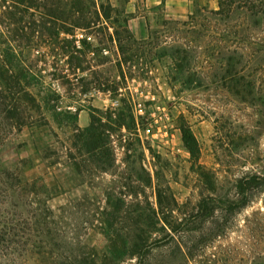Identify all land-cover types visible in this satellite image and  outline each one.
Returning <instances> with one entry per match:
<instances>
[{
  "label": "rangeland",
  "instance_id": "374dc122",
  "mask_svg": "<svg viewBox=\"0 0 264 264\" xmlns=\"http://www.w3.org/2000/svg\"><path fill=\"white\" fill-rule=\"evenodd\" d=\"M92 1L119 9V19L128 13V29L138 40L151 35L149 43L119 70L121 56L109 37L113 12L108 20L101 17L89 28L75 29L78 42L88 44L81 52L82 69L67 62L62 43L46 44L36 37L38 42L29 47L16 46L28 70L23 82L40 112H34L32 125L13 131L0 144V169L49 187V203L68 234L103 250L115 228L113 233H124L117 224L108 234L101 229L104 191L124 190L130 176L142 179L143 165L152 176L145 195L154 201L156 182L169 185L178 204L176 214L195 212L201 196L220 201L210 223L195 225L201 227L204 241L195 258L167 244L160 254L163 264H264V183L240 211L226 208L224 201L232 199L242 175L264 178V13L249 9L256 0H239V11L225 20L210 14L219 8V0ZM199 10L195 28L201 34L190 18ZM11 36L0 25V42L14 43ZM178 44L188 48V63L195 72L190 83L175 81L171 59L157 55L160 47ZM228 53L239 59L238 65H231L239 74L232 81L220 63ZM116 86H122L119 93H114ZM122 99L131 108L135 126L130 131L113 126L110 131L115 165L101 171L90 163L92 168L79 173L68 158L69 150L75 151L74 134L89 125L90 107L113 110ZM181 126L196 140V158L183 141Z\"/></svg>",
  "mask_w": 264,
  "mask_h": 264
},
{
  "label": "trees",
  "instance_id": "16d2710c",
  "mask_svg": "<svg viewBox=\"0 0 264 264\" xmlns=\"http://www.w3.org/2000/svg\"><path fill=\"white\" fill-rule=\"evenodd\" d=\"M218 7L210 14L214 19L225 20L239 11V0H219ZM249 9L264 13V0L252 2ZM113 12L115 26L109 37L116 42L121 56L117 66L121 70V66L151 39V35L148 40L134 37L127 27L128 13L119 19L118 15L122 14L119 9L105 3L97 6L92 0H0V25L9 29L12 33L9 41L14 42H0V144L13 131L32 125L34 112H40L39 103L23 82L28 70L18 58L16 46L29 47L38 42L36 37L46 44L62 43L67 62H76V68L82 69L81 52L88 44L79 43L81 40L76 38L75 29L89 28L101 17L108 20ZM200 15L199 10L190 16L193 29L198 33L195 25ZM61 33L71 37L61 38ZM160 48L156 50L157 55L171 59L175 81L190 83L195 80V72L188 63V48L182 44ZM222 58L220 63L226 77L231 81L238 79V71L232 70L231 65H238L239 59L231 53ZM121 75L124 76L122 71ZM120 89L122 86L114 87V93H119ZM121 101L123 104L113 110L90 107L89 125L74 134L75 151L69 150L68 158L79 173L84 174L86 167L92 168L90 163L96 164L101 171L115 165L113 150L109 148L110 131L113 126L127 131L135 126L131 108L123 99ZM180 129L186 147L196 158L199 152L195 138L188 127L181 126ZM125 147L130 148L128 143ZM140 169L145 173L142 179L140 175L130 176L124 190L117 191L113 187L104 191L106 207L100 211L101 229L108 234L117 224L124 233H113L115 228L112 231L115 239L108 237V246L103 250L89 247L68 234L62 217L49 203V187L36 181H23L10 169H0V264H163L160 254L167 244L178 253L195 258L198 245L204 242L203 235L200 236L201 227L195 225L211 222L215 211L221 208L217 203L219 200L201 196L195 212L176 214L178 204L170 186L156 182L155 199L150 201L144 187L151 185L152 176L143 165ZM262 183L264 178L257 174L246 173L239 177L232 199L224 200L226 208L235 207L240 211L248 206L254 190ZM161 231L165 234L156 237ZM128 260H134V263Z\"/></svg>",
  "mask_w": 264,
  "mask_h": 264
}]
</instances>
